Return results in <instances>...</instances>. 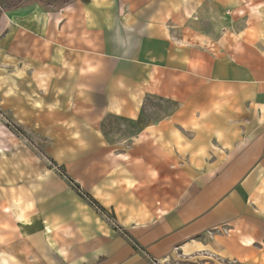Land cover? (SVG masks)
Returning a JSON list of instances; mask_svg holds the SVG:
<instances>
[{"label":"crops","instance_id":"0c3cea01","mask_svg":"<svg viewBox=\"0 0 264 264\" xmlns=\"http://www.w3.org/2000/svg\"><path fill=\"white\" fill-rule=\"evenodd\" d=\"M49 1L64 18L38 44L29 23L0 26L24 74L8 110L51 139L52 159L76 162V191L32 178L30 148L0 127V264H264V0H222L224 25L247 23L212 47L176 34L192 0ZM68 21L74 47L57 34ZM33 89L56 93L35 106ZM148 98L172 110L108 144L106 117L138 122Z\"/></svg>","mask_w":264,"mask_h":264},{"label":"rangeland","instance_id":"374dc122","mask_svg":"<svg viewBox=\"0 0 264 264\" xmlns=\"http://www.w3.org/2000/svg\"><path fill=\"white\" fill-rule=\"evenodd\" d=\"M10 1L11 0H0V26L3 27V25L6 23V27L9 22L12 24L16 23L17 26L14 29H16L18 33V31L24 30V23H29L32 28L33 39L36 40L34 41L35 43L40 40V34L43 32L48 33L50 31V27L47 30L49 24L51 25L56 20L64 18L61 17V11L59 10L58 6L49 0H45L46 2L41 4H26L17 14H13L14 16L12 17L7 12H2L3 7L7 8L10 6ZM192 1V10L186 11L185 20L182 21L180 19L178 23L181 24L175 28L176 34L180 39H187V33L192 34V40H194V42L200 46H217L220 40L225 38L227 39V37L230 39L229 42H232V38H234L235 34L234 31L239 29L242 32L243 25L247 23V21H245V23L242 21H237V28L233 27V21H228V24L229 22L230 24L227 26L224 25V18L226 19V17H229V15L233 13V10H222L220 7L222 6V4H220L222 0ZM226 1L231 2L232 0ZM65 18L69 20V17L67 18L65 16ZM18 24H20V28L18 27ZM45 24L48 26H45ZM14 29L12 28V31H5L4 28L0 29V106L2 108H0V119L2 124L0 127L4 128L3 126H6L8 130H11L18 136V139L21 140L23 145H26L28 148H30L27 149V151L31 156L30 163L32 166L30 173L32 172V178L39 179L45 177L48 172L50 173L49 175L54 173V175L64 181L66 185H68L72 190L76 191V162H56L54 159H52L51 154L48 153V149H52L50 138L38 137L34 133H26L10 122L8 106L11 90L9 89V84L13 82L14 79H24V74L18 72V69H16L17 66H22V63H15V61L9 59L7 55L8 50H11L8 47L7 39H9L8 37L14 33ZM69 33L73 34L71 21H68L61 32L58 33L57 31V34L59 36L65 37L63 45L74 47V40H71L70 36L68 35ZM40 65V61L37 65L35 63L33 64V66ZM27 76H32V72L27 73ZM52 93L55 94L56 91L43 90L39 93L33 89L31 93L32 103L35 106L41 105V103L46 102L44 100L48 96V98L52 96ZM53 102L54 101H49V103ZM66 103L67 100H65V104ZM158 110L160 112H158ZM171 110L172 107L160 103L157 100L148 98L145 102V107L143 110L144 112L142 111V117L138 122L126 120L124 118L108 116L101 125V133L108 144L115 146L116 149H121V147H123L130 138L135 136L142 126L146 124H152L154 121L160 118L161 115L168 114ZM71 156L72 155H70V157ZM80 193L83 196L85 195V192L83 191H80ZM90 203V205L94 207L95 211H97L106 222L109 224H114V218L110 213L103 212L101 210L102 208L96 202ZM189 260L190 258L173 254L171 257H166L160 260H147L146 264H191V262H188Z\"/></svg>","mask_w":264,"mask_h":264},{"label":"trees","instance_id":"16d2710c","mask_svg":"<svg viewBox=\"0 0 264 264\" xmlns=\"http://www.w3.org/2000/svg\"><path fill=\"white\" fill-rule=\"evenodd\" d=\"M25 1L26 0H13V3H15V4L13 6H11V7H7V8L6 7H3L2 12H6V11H9V10L17 9ZM71 1H73V0H65L64 3L65 4H68Z\"/></svg>","mask_w":264,"mask_h":264}]
</instances>
